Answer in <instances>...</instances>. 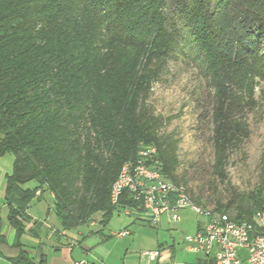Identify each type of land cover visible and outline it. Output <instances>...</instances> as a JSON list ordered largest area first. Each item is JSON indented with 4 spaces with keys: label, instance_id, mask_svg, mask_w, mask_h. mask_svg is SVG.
<instances>
[{
    "label": "trees",
    "instance_id": "1",
    "mask_svg": "<svg viewBox=\"0 0 264 264\" xmlns=\"http://www.w3.org/2000/svg\"><path fill=\"white\" fill-rule=\"evenodd\" d=\"M185 39L211 91L212 167L224 182L264 81V0H0V157L13 155L3 201L15 231L8 256L0 230V256L9 264H48L41 245L31 255L22 242L44 233L27 208L45 193L62 231L95 214L104 226L115 210H146L126 190L110 202L120 167L142 147L153 146L149 165L206 208L177 174L179 140L149 103ZM263 207L264 174L211 210L254 222Z\"/></svg>",
    "mask_w": 264,
    "mask_h": 264
},
{
    "label": "rangeland",
    "instance_id": "2",
    "mask_svg": "<svg viewBox=\"0 0 264 264\" xmlns=\"http://www.w3.org/2000/svg\"><path fill=\"white\" fill-rule=\"evenodd\" d=\"M191 45L188 39L182 42V50L177 52L161 78L153 84L149 103L155 114L166 119L165 131L174 133L179 140L177 174H184L188 187L194 196L200 197L203 206L214 209L216 201L224 202L232 191H250L264 174V81L258 82L254 89L255 107L247 116L249 138L238 151L230 155L226 179L222 182L212 167L211 123L206 113L210 108L211 91L203 76V65ZM12 159V154L2 156L0 171L9 173ZM25 186L33 187L34 182L30 181ZM47 205H50V199L45 193L41 200H33L31 208L44 217ZM190 214L194 220L203 219L202 216ZM121 216L122 211L114 213L104 231H114L121 222ZM99 217L100 214H95L93 218L96 226L83 225L78 229H99ZM145 225L154 228L152 223Z\"/></svg>",
    "mask_w": 264,
    "mask_h": 264
},
{
    "label": "crops",
    "instance_id": "3",
    "mask_svg": "<svg viewBox=\"0 0 264 264\" xmlns=\"http://www.w3.org/2000/svg\"><path fill=\"white\" fill-rule=\"evenodd\" d=\"M9 173L0 171V230L6 237L7 244L3 251L8 256L13 252L10 247L15 236V231L8 223L7 207L3 201L6 176ZM48 195L51 200V195ZM32 203L33 201L29 204L27 213L32 220L43 224L44 233L40 237L25 234L22 242L31 255L35 254L37 246L41 245L48 264H215L211 255L189 251L185 247L183 237L195 233L204 223L203 219L194 220L190 214L193 212L189 209L178 212V221H171L167 214H162L152 229L145 225L151 223L146 210L124 208L115 210L112 214L113 216L120 211L123 214L114 231H104L112 216L106 225L99 223L97 230L62 231L49 205L46 206L45 216L40 217L32 210ZM31 224L28 223L27 228ZM96 225L93 221L89 223V226ZM120 230H127L128 234L123 237L113 236L114 232ZM145 250H158L160 255L155 260H149L142 254ZM240 255L242 264H245V253L241 251ZM0 264L9 262L0 256Z\"/></svg>",
    "mask_w": 264,
    "mask_h": 264
},
{
    "label": "built area",
    "instance_id": "4",
    "mask_svg": "<svg viewBox=\"0 0 264 264\" xmlns=\"http://www.w3.org/2000/svg\"><path fill=\"white\" fill-rule=\"evenodd\" d=\"M155 154L153 146L142 147L134 160L122 164L111 186V204H118L122 192L126 190L133 200L145 206L152 224L157 223L162 214H167L171 221H178V212L189 209L195 215L202 216L204 223L195 233L183 237L187 250L211 255L215 264H242L240 252L243 251L245 264H264L261 236H256L248 225L226 218L224 213L207 212L199 205L188 204L180 195L179 188L168 185L159 169L149 165ZM260 216L258 227L263 226L262 213ZM127 234V230H120L114 232L113 236L123 237ZM142 254L149 260H155L160 252L145 250Z\"/></svg>",
    "mask_w": 264,
    "mask_h": 264
},
{
    "label": "bare ground",
    "instance_id": "5",
    "mask_svg": "<svg viewBox=\"0 0 264 264\" xmlns=\"http://www.w3.org/2000/svg\"><path fill=\"white\" fill-rule=\"evenodd\" d=\"M166 183H168V185H171L172 187L179 188L180 195L183 196V200H185L188 204H195L191 201V199L189 198L185 188L182 185L176 184L167 178H166ZM200 207L203 208L202 206H200ZM203 209H207V212H213L211 209H208V208H203ZM261 213H262V219H263V226L258 227V223H261V216H260ZM225 215H226V218H230L227 214H225ZM240 222L243 225H248L250 230H254V234H256V236H261V239H263V241H261V248H264V207L262 208V210H259L255 214L254 222L253 221L252 222L240 221Z\"/></svg>",
    "mask_w": 264,
    "mask_h": 264
}]
</instances>
